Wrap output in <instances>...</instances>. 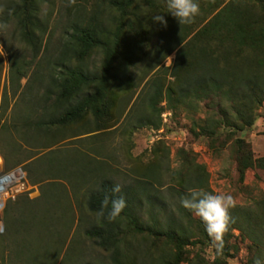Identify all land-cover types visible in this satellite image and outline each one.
<instances>
[{"label": "rangeland", "instance_id": "374dc122", "mask_svg": "<svg viewBox=\"0 0 264 264\" xmlns=\"http://www.w3.org/2000/svg\"><path fill=\"white\" fill-rule=\"evenodd\" d=\"M4 1L0 0V18L5 13ZM242 1L256 3L257 12L264 15V2ZM108 3L109 0H37L41 27L36 48L23 39L13 17L6 23L7 37L0 35V165L3 159L4 170L22 166L33 185L11 200V216L17 218V225L11 228V237L0 239V264H5L3 257L11 259V264H46V247L57 246H62V254L68 251V256L63 260L62 255L57 264H113L112 251L99 246L86 232L99 221L88 207L89 194L105 178L121 186L129 184L152 164L160 166L164 191L175 184L172 173L178 169L187 173L199 164L208 172L211 193L231 194L236 205L255 212L264 200V100L255 107L252 126L239 122L244 128L233 132L224 125L214 127L211 122L219 121V116L208 100H184L179 96L172 73L177 49L159 64L156 59L167 26L154 22L152 17L160 12L164 15L160 8H167L166 0L134 2L136 14L131 19L136 22L133 28L127 27L122 56L107 77L111 119L104 130L86 133L95 127L91 112L78 123L56 131L36 128L35 121L45 114L44 107L53 103V98L45 103L44 97L50 74L60 71L53 64L69 38L72 24L94 13L105 19L120 15ZM203 4L201 16L205 19L208 9H212ZM165 19L168 25L166 16ZM205 22L199 20L198 28ZM127 42H138L140 46L131 52ZM103 61V51L96 49L88 59L91 72L101 73ZM155 82L164 87L157 109L148 102ZM96 87L94 83L90 89ZM3 101L5 109L1 107ZM158 108L162 110L160 116ZM142 116L154 122L160 118V126L138 125ZM238 138L245 139L251 153L241 148ZM250 161L251 166H247ZM42 218L53 222L50 229L41 226ZM6 229L5 226L0 234L5 235ZM233 233L228 244L230 254L223 256L225 264H253L256 257H264L254 239L238 229ZM193 242L185 248L187 258L200 254L211 264L217 248ZM23 245L42 246L43 259L34 263L21 260L16 251ZM127 245L137 251L153 247L161 253L174 248L168 237L154 233L129 234L123 237L121 248Z\"/></svg>", "mask_w": 264, "mask_h": 264}, {"label": "trees", "instance_id": "16d2710c", "mask_svg": "<svg viewBox=\"0 0 264 264\" xmlns=\"http://www.w3.org/2000/svg\"><path fill=\"white\" fill-rule=\"evenodd\" d=\"M258 1L262 4L264 2ZM134 2L135 0H109L108 6L120 12V15L112 14L110 19H105L99 13H94L85 15L82 20L72 24L69 38L53 64L60 71L50 74V86L44 97L45 103L52 98L53 103L47 104L44 107L45 114L35 121L38 130L48 132L58 127L65 128L78 123L87 112L93 114L95 121L94 129L91 127L93 130L86 132L87 134H96L106 128V123L111 119L108 111L110 102L106 97L109 89L107 77L122 56L121 49L126 46L127 27L133 28L136 22L131 19L136 14L133 10ZM203 2L212 9H208L209 14L205 19L201 16ZM246 2L198 0L199 5H203L199 15L193 22L184 25H180L168 13V8H160L168 19V25L156 51L157 63L163 62L177 49L172 73L176 78L179 96L184 100H208L210 108L216 110L219 116V121L211 122L214 127L224 125L233 132L244 128L239 122L252 126L255 107L264 100V15L257 12L256 3ZM4 5L5 13L0 18L1 22L6 24L11 22L12 17L16 19L23 39L36 48L40 39L37 31L41 27L37 0H5ZM160 14L163 15L161 12ZM199 20L202 23L206 21L201 28H198ZM136 46H140V43L127 42V49L131 52ZM96 49L102 50L104 55L101 73L91 72L88 64L89 56ZM94 83H97V87L91 90L90 86ZM153 86L148 102L157 109L164 87L159 82H155ZM1 107L5 109L4 101ZM161 112L158 108L159 116ZM2 117L3 112L0 119ZM160 123V118L158 122H154L148 116H142L138 121L140 126L153 125L155 128ZM237 142L241 148L248 149V154L251 153L245 139L238 138ZM251 164L252 162L247 166ZM208 176L207 170L199 164L187 173L178 169L171 175L175 184L168 185L164 191L160 166L152 164L140 177L122 186L121 193L116 194L123 196L127 202L122 214L112 222L106 217L98 216V224L86 232L99 246L112 251L113 264H181L186 261L188 264H208L200 254L195 258H187L185 248L193 241L205 247L212 243L202 220L180 204V199L187 196L190 190L203 189L210 192ZM116 183L111 178H105L89 194L87 204L92 212L97 214L105 195H114L111 189ZM258 204L257 212L239 205L230 209L234 222L224 236L221 250H216V257L211 264H225L223 256L230 254L228 244L235 229L254 239L261 251H264V200ZM145 214L147 217H144ZM44 218L40 224L48 229L53 222L50 224ZM53 220L56 221V218ZM4 222L7 233L0 234V239L11 237V228L17 225V218L11 216V201L5 208ZM136 232L166 236L174 248L163 250L162 253L148 246L147 249L138 251L129 245L122 249L123 237ZM53 234L49 237H53ZM25 246H20L16 251L21 260H34V263L43 259L42 246ZM62 250V246L50 249L46 247V264H57L62 255L64 260L68 251L62 254ZM3 258L5 264H11V259Z\"/></svg>", "mask_w": 264, "mask_h": 264}, {"label": "clouds", "instance_id": "9594fccd", "mask_svg": "<svg viewBox=\"0 0 264 264\" xmlns=\"http://www.w3.org/2000/svg\"><path fill=\"white\" fill-rule=\"evenodd\" d=\"M70 2L74 3L75 0H70ZM166 3L168 13L176 18L180 25L193 22L200 12L198 0H166ZM152 20L167 26V20L161 14L154 15ZM8 28L7 24L0 23V35L7 37ZM169 58L171 59V57ZM121 191L120 184L116 183L112 186L111 192L114 195L104 196L97 211L99 217H106L109 222H112L122 214L127 207V202L123 196L116 195ZM180 204L202 220L212 245L217 249L222 248L224 236L234 222L230 215V209L236 207L235 198L228 193L213 194L203 189L190 190L187 196L180 199ZM253 264H264V257H256Z\"/></svg>", "mask_w": 264, "mask_h": 264}, {"label": "built area", "instance_id": "2783aa9c", "mask_svg": "<svg viewBox=\"0 0 264 264\" xmlns=\"http://www.w3.org/2000/svg\"><path fill=\"white\" fill-rule=\"evenodd\" d=\"M32 186L22 166L4 170L2 159L0 165V231H3L5 227L4 211L7 202L16 199L23 192L30 190Z\"/></svg>", "mask_w": 264, "mask_h": 264}]
</instances>
